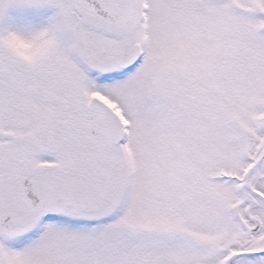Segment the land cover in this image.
Masks as SVG:
<instances>
[{
  "label": "rangeland",
  "instance_id": "rangeland-1",
  "mask_svg": "<svg viewBox=\"0 0 264 264\" xmlns=\"http://www.w3.org/2000/svg\"><path fill=\"white\" fill-rule=\"evenodd\" d=\"M133 43L142 60L125 72L116 58ZM92 94L125 125L118 147L89 135ZM0 130L13 134L0 138V215L30 219L0 232V264H264L239 254L264 248L260 199L242 209L260 234L230 215L251 194L230 178L264 150V0H140L116 27L83 0H0ZM42 164L91 178L93 202L30 210L22 181Z\"/></svg>",
  "mask_w": 264,
  "mask_h": 264
},
{
  "label": "water",
  "instance_id": "water-1",
  "mask_svg": "<svg viewBox=\"0 0 264 264\" xmlns=\"http://www.w3.org/2000/svg\"><path fill=\"white\" fill-rule=\"evenodd\" d=\"M89 8L98 16L118 22L136 14L139 0H84ZM141 55L139 44L124 46L117 60L122 68L134 65ZM90 132L100 140L118 145L124 137V127L118 116L97 98L91 101L89 111ZM23 195L29 200L32 208H62L66 204L80 206L89 205L94 196L93 186L79 176H67L63 173L48 170L38 173L24 183ZM28 220L26 217L8 213L0 217V228L4 234H15L24 230ZM248 233L257 232L259 228L250 229Z\"/></svg>",
  "mask_w": 264,
  "mask_h": 264
},
{
  "label": "bare ground",
  "instance_id": "bare-ground-1",
  "mask_svg": "<svg viewBox=\"0 0 264 264\" xmlns=\"http://www.w3.org/2000/svg\"><path fill=\"white\" fill-rule=\"evenodd\" d=\"M259 173H260V169L258 165L251 168L246 175L247 184L251 185L254 182V180L259 176ZM236 257L237 256H235L234 258Z\"/></svg>",
  "mask_w": 264,
  "mask_h": 264
},
{
  "label": "flooded vegetation",
  "instance_id": "flooded-vegetation-1",
  "mask_svg": "<svg viewBox=\"0 0 264 264\" xmlns=\"http://www.w3.org/2000/svg\"><path fill=\"white\" fill-rule=\"evenodd\" d=\"M4 140H6V139H4ZM39 169H40V167H38ZM42 169V168H41ZM38 170V169H37ZM29 174V173H28ZM27 174V175H28ZM244 202H246V200L245 201H243L242 203H244ZM241 203V207H240V212H242V209H243V204ZM245 215L248 217V219H250L251 221L253 220V218H251V216H250V212H249V210L248 209H246L245 208Z\"/></svg>",
  "mask_w": 264,
  "mask_h": 264
}]
</instances>
